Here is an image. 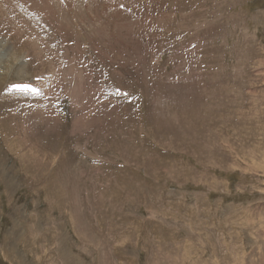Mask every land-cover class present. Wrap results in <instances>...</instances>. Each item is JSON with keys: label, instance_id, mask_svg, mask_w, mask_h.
<instances>
[{"label": "rangeland", "instance_id": "1", "mask_svg": "<svg viewBox=\"0 0 264 264\" xmlns=\"http://www.w3.org/2000/svg\"><path fill=\"white\" fill-rule=\"evenodd\" d=\"M0 264H264V0H0Z\"/></svg>", "mask_w": 264, "mask_h": 264}, {"label": "bare ground", "instance_id": "2", "mask_svg": "<svg viewBox=\"0 0 264 264\" xmlns=\"http://www.w3.org/2000/svg\"><path fill=\"white\" fill-rule=\"evenodd\" d=\"M74 3V2H73ZM65 5V4H64ZM56 6V5H55ZM60 6V5H59ZM74 7V6H73ZM72 7V8H73ZM71 8V7H70ZM69 8V9H70ZM75 9V8H74ZM47 10V9H46ZM72 11V10H71ZM53 13V12H52ZM68 13V12H67ZM66 13V14H67ZM61 14V13H60ZM62 16V15H61ZM60 16V17H61ZM261 16V15H260ZM71 17H72V15H71ZM69 18V17H68ZM72 19V18H71ZM54 21V20H53ZM260 26V25H259ZM62 29V28H61ZM62 31V30H61ZM240 45H241V43H240ZM128 50V49H127ZM245 55V54H244ZM29 56V55H28ZM76 56V55H75ZM24 57V56H23ZM66 68V67H65ZM244 68V67H243ZM112 69V68H111ZM225 69V68H224ZM61 72V71H60ZM72 72V71H71ZM76 72V71H75ZM20 73V75L22 76V77H26L27 75H26V73H24L23 71L22 72H19ZM83 73V72H82ZM111 73V72H110ZM139 73V72H138ZM73 74V73H72ZM80 74V73H79ZM63 75V74H62ZM61 76V75H60ZM18 77V73L16 74L15 73V76L13 77V79L15 80L16 78ZM214 77H215V75H214ZM213 77V78H214ZM83 78V77H82ZM212 78V79H213ZM224 78V77H223ZM79 79V78H78ZM119 80V79H118ZM76 82V81H75ZM141 82V81H140ZM216 83V82H215ZM222 84V83H221ZM63 87V86H62ZM77 88H79V86L77 87ZM82 88V87H81ZM225 88V87H224ZM78 90V89H77ZM229 90V89H228ZM83 92V91H82ZM81 94V93H80ZM91 95V94H90ZM156 98V97H155ZM222 98V97H221ZM255 98V97H254ZM147 99H148V97H147ZM228 99V98H227ZM150 100V99H149ZM222 101V100H221ZM242 101V100H241ZM151 102V101H150ZM48 103V102H47ZM147 103V102H146ZM239 105V104H238ZM41 106H43V105H41ZM150 106H151V104H150ZM230 106V105H229ZM151 111V110H150ZM44 112V111H43ZM180 112V111H179ZM178 112V113H179ZM149 113V112H148ZM47 114V113H46ZM182 115V114H181ZM54 118V117H53ZM215 119V118H214ZM45 121V120H44ZM176 121V120H175ZM234 121V120H233ZM236 121V120H235ZM58 124V123H57ZM150 124V123H149ZM184 124V123H183ZM186 125V124H185ZM156 127V126H155ZM192 127V126H191ZM240 127V126H239ZM154 129V128H153ZM196 129H197V127H196ZM148 130V129H147ZM186 130V129H185ZM188 130V129H187ZM200 132V131H199ZM183 134V133H182ZM199 137V136H198ZM220 137V136H219ZM190 138V137H189ZM143 143V142H142ZM156 143V142H155ZM210 143V142H209ZM246 143V142H245ZM226 144V143H225ZM204 145V144H203ZM215 145V144H214ZM157 148V147H156ZM139 157V156H138ZM129 179V178H128ZM134 183V182H133ZM125 185V184H124ZM126 186V185H125ZM140 189V188H139ZM148 209V208H147ZM76 214V213H75ZM76 216V215H75ZM52 221V220H51ZM107 226V225H106ZM48 231V230H47ZM48 234V233H47ZM52 234H53V232H52ZM51 235V234H50ZM83 235V234H82ZM95 235V234H94ZM230 237V236H229ZM82 238V237H81ZM56 239V238H55ZM85 240H86V238H85ZM121 240V239H120ZM55 241V240H54ZM228 241V240H227ZM84 242V241H83ZM89 242V241H88ZM46 244V243H45ZM38 245V244H37ZM95 245V244H94ZM42 246V245H41ZM88 246V245H87ZM57 247V246H56ZM44 249V248H43ZM39 250V249H38ZM41 250H42V248H41ZM40 250V251H41ZM48 250V249H47ZM52 249H50L49 251H51ZM159 250V249H158ZM161 250V249H160ZM38 252V251H37ZM47 252V251H46ZM60 252V251H59ZM58 252V253H59ZM104 252H106V251H104ZM49 254V253H48ZM72 255V254H71ZM42 256H43V254H42ZM46 257H47V255H45ZM69 257V256H68ZM43 259V258H42ZM48 259V258H47ZM59 259V258H58ZM46 260V259H45ZM95 260V259H94ZM67 261V260H66ZM41 262V261H40ZM48 262V261H47ZM52 262V261H51ZM45 263V262H44Z\"/></svg>", "mask_w": 264, "mask_h": 264}, {"label": "snow or ice", "instance_id": "3", "mask_svg": "<svg viewBox=\"0 0 264 264\" xmlns=\"http://www.w3.org/2000/svg\"><path fill=\"white\" fill-rule=\"evenodd\" d=\"M16 89L19 90V91H35V89H31L27 85H23V86L17 85Z\"/></svg>", "mask_w": 264, "mask_h": 264}]
</instances>
